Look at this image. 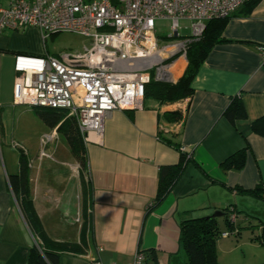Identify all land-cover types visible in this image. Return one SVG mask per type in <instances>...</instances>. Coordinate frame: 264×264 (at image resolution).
I'll return each mask as SVG.
<instances>
[{
  "label": "crops",
  "instance_id": "0c3cea01",
  "mask_svg": "<svg viewBox=\"0 0 264 264\" xmlns=\"http://www.w3.org/2000/svg\"><path fill=\"white\" fill-rule=\"evenodd\" d=\"M242 12L243 6L231 14L224 41L212 46L200 64L190 98L174 103L147 98L141 108L111 111L102 142L85 144L82 166L72 155H59L55 144H68L56 127L44 124L33 107L13 102L14 57L43 54L40 31L0 32V264H27L34 244L8 183L18 171L20 149L28 159L31 198L43 230L54 241L77 243L83 250L62 253L59 264H126L137 251L145 253L144 264H186L181 221L215 212H223L217 223L222 218L225 225V218L235 214L237 224L255 228L253 237L264 234V196L249 193L264 186V135L252 129L264 118V0L247 15ZM186 65L183 55L172 61L173 82ZM233 98L245 115L231 123L223 112ZM174 111L181 118L172 122L165 113ZM46 135L50 141H44ZM180 148L189 160L160 204L147 212L159 167L178 163ZM240 152L242 167L224 169L223 162ZM241 233L242 228L221 237L230 244L226 254L216 242L221 264H237L238 254L245 260L244 250L249 256L259 250ZM232 236L239 241L229 240ZM258 252L261 258L264 252Z\"/></svg>",
  "mask_w": 264,
  "mask_h": 264
},
{
  "label": "built area",
  "instance_id": "2783aa9c",
  "mask_svg": "<svg viewBox=\"0 0 264 264\" xmlns=\"http://www.w3.org/2000/svg\"><path fill=\"white\" fill-rule=\"evenodd\" d=\"M247 1L7 0L0 5V32L35 27L43 44L58 32L77 33L90 42L82 52L59 57L45 46L41 55H16L13 102L64 109L75 118L85 144L102 142L108 113L141 108L151 78L174 81L172 61L185 56V44L192 39L173 40L179 37L180 20L190 21L189 36L198 37L207 21L227 17ZM157 19L170 21L168 42L155 35ZM50 140L46 135L44 141ZM229 220L233 223L235 214ZM143 262V252L137 251L126 264Z\"/></svg>",
  "mask_w": 264,
  "mask_h": 264
},
{
  "label": "trees",
  "instance_id": "16d2710c",
  "mask_svg": "<svg viewBox=\"0 0 264 264\" xmlns=\"http://www.w3.org/2000/svg\"><path fill=\"white\" fill-rule=\"evenodd\" d=\"M258 1H247L243 5V12L241 14L247 15ZM230 16L211 19L205 23L200 36H188V38L192 39L185 44L187 65L183 74L176 82L157 81L151 78L145 86L143 99H152L158 103H174L190 98L193 93L191 86L192 79L211 47L216 43L224 41L222 32ZM33 110L36 116L48 127H56L58 133L66 140L71 155L82 166L85 163L86 148L75 118L68 115V112L64 109L33 107ZM165 115L170 116L168 119L172 122L178 121L181 118L179 111L166 112ZM223 115L231 123H234L237 118L244 117V109L238 98L231 100ZM252 129L258 134L264 135V118L254 121ZM180 150L178 163L159 167L156 196L147 206V212L160 204L164 196L179 178L183 166L189 160L188 152L181 148ZM243 162L244 155L240 152L228 157L222 166L224 169L231 167L240 169ZM8 183L22 216L36 240V244H33L29 250L27 264H59L62 253H82L83 250L79 244L54 241L43 230L33 206L29 185V164L26 154L22 149L18 153V171L8 176ZM258 191L261 193H258ZM249 193L264 196V186H256ZM225 215H228V213L225 212ZM236 220L231 223L228 217L225 218V230L219 228L216 217H212L211 215L181 221L179 226V242L186 255V264H221L217 259L216 242L224 232L236 234L239 231L240 228L237 226ZM234 230L236 232L233 233ZM252 239H257L261 244H264V234ZM143 254L146 257L145 253ZM257 264H264V262Z\"/></svg>",
  "mask_w": 264,
  "mask_h": 264
},
{
  "label": "rangeland",
  "instance_id": "374dc122",
  "mask_svg": "<svg viewBox=\"0 0 264 264\" xmlns=\"http://www.w3.org/2000/svg\"><path fill=\"white\" fill-rule=\"evenodd\" d=\"M179 31H178V35L179 37L177 38H173V40H181L184 39L185 37L191 35V30H190V21L188 20H180L179 21ZM154 30H155V35L157 38H159L162 41H169V39L167 38L168 35H170L171 29H170V21L168 19H157L155 20V26H154ZM42 41V40H41ZM42 43V42H41ZM90 44L89 39L87 37H84L82 35H79L77 33H73V32H58V33H54L48 36V38L46 39V41L44 42V46L47 50V53L55 56V57H59L61 54H69V53H78V52H82L84 51L85 47H88ZM37 120H39L37 118ZM63 138L61 137L59 143L63 142ZM56 147L58 146V151H59V155H63L65 156V158L71 159L72 156L70 154V150L69 147L66 146V144L62 145H57V143L55 144ZM24 151V150H23ZM65 154H62L64 153ZM57 155L55 158L61 160L62 158ZM47 161H49V159L47 157L44 158V163H46ZM61 168V171H64L65 169H67V167L64 166H59ZM44 170H45V166H44ZM64 184V181L62 182ZM56 217H59V214L57 212L53 213ZM261 217V216H259ZM262 219V217H261ZM219 228L221 230H225L226 227L223 224V220L222 218H219ZM249 224H242V222H240L239 224H237V226L239 228H242V237H245L247 234L250 237L249 240L251 242H255V244L259 247H257L259 250L257 249H252V253L249 256L247 254V250H244L246 253V257L245 260L243 258V255H239L238 254V260L239 262L237 264H257V263H262L264 262V254H262L261 258H258V251L264 252V244H261L259 242V240L257 239H252L253 238V232L255 228L253 227H248ZM253 228V230H252ZM237 237V238H236ZM229 240H235V242L239 241L240 237L238 236H232V237H228ZM228 239H223V238H219L217 243L222 242V249H223V253H225V249L228 248L230 246V244L228 243V241H226ZM253 248V247H252ZM240 252V249H239ZM226 254V253H225ZM260 257V256H259ZM231 258V257H229Z\"/></svg>",
  "mask_w": 264,
  "mask_h": 264
},
{
  "label": "water",
  "instance_id": "95a60500",
  "mask_svg": "<svg viewBox=\"0 0 264 264\" xmlns=\"http://www.w3.org/2000/svg\"><path fill=\"white\" fill-rule=\"evenodd\" d=\"M221 215H222V212H215V213L211 214L212 217H218Z\"/></svg>",
  "mask_w": 264,
  "mask_h": 264
},
{
  "label": "flooded vegetation",
  "instance_id": "af4514ba",
  "mask_svg": "<svg viewBox=\"0 0 264 264\" xmlns=\"http://www.w3.org/2000/svg\"><path fill=\"white\" fill-rule=\"evenodd\" d=\"M36 241V240H35ZM34 244H36L35 242H34Z\"/></svg>",
  "mask_w": 264,
  "mask_h": 264
}]
</instances>
